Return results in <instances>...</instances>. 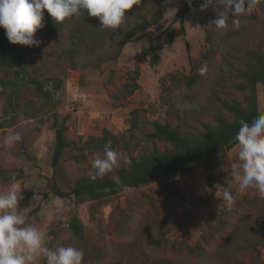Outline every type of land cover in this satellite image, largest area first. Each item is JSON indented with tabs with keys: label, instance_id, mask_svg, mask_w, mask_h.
<instances>
[{
	"label": "rangeland",
	"instance_id": "rangeland-1",
	"mask_svg": "<svg viewBox=\"0 0 264 264\" xmlns=\"http://www.w3.org/2000/svg\"><path fill=\"white\" fill-rule=\"evenodd\" d=\"M182 1L162 0V20L152 30L162 34L166 43L155 66H151L149 57L141 53L147 46L157 43L149 36L128 42L115 62L106 57L70 59L62 49L65 34L61 37L58 32L50 31L48 23L35 34L42 43L39 47H29L16 92L12 94L6 88L0 93V189L8 185L13 175L25 183L18 209L30 223L47 232L49 247L71 244L84 249L89 244L99 245L100 252H105L104 261L99 255L96 258L101 261H84V264H105L117 251L125 253L128 260L129 247L137 248L130 235L133 231L141 232L143 237L152 234L168 239L164 250H153L155 257L179 256L180 259L185 254L181 244L200 242L206 245L205 239L210 234L221 241L238 226L242 232L228 247L230 253L245 264H264V199L258 198L255 189L239 193L224 170L231 168L238 144L227 152L226 163L214 171L198 167L193 174L178 177L176 185L180 195L170 194L158 182L125 187L105 199L98 212L91 216L88 203L76 206L74 196L60 198L45 193L52 178L64 191H70L76 178L92 171L93 160L103 158V150L68 147L53 169L55 131L52 123L55 117H67L65 134L69 140L78 141V126L86 122L106 128L111 134H121L116 149L136 157L154 145L160 150L170 147L148 139L147 134L153 130L152 121L183 128L198 127L201 121H213L216 103L208 99L209 89L241 98L231 85L233 72L241 65L246 49L258 46L264 49V3L241 17L238 30L232 29L231 20L227 29L217 30L209 23L223 9L209 6L201 11L200 4L185 14L183 23H173L172 18ZM157 8L150 5L149 12ZM73 30L74 25L70 33ZM172 30V41L168 42ZM210 39L221 43V48L209 63L200 86L190 90L191 97L186 102L168 101V74H189L188 53L198 58ZM2 77L4 74L0 72ZM6 77L14 76L8 74ZM55 79L61 80L59 89L54 87ZM32 80L43 83L51 93L49 99L45 101L39 97ZM132 84L137 87L130 94L116 95L121 89L133 88ZM258 103L264 112L263 85L258 87ZM135 108L139 110V127L130 130L127 120L129 112ZM13 131L21 132L23 139L6 150L3 140ZM78 145L81 147L83 143ZM76 155L80 161L72 157ZM28 162L32 166L28 167ZM115 170L108 174L113 175ZM225 190L235 196L230 210L219 198ZM75 211L84 226L85 236L81 241L72 237L67 227ZM29 212L33 213L29 215ZM244 233L249 235V241L245 240ZM193 261V258L188 260Z\"/></svg>",
	"mask_w": 264,
	"mask_h": 264
},
{
	"label": "trees",
	"instance_id": "trees-1",
	"mask_svg": "<svg viewBox=\"0 0 264 264\" xmlns=\"http://www.w3.org/2000/svg\"><path fill=\"white\" fill-rule=\"evenodd\" d=\"M201 3L203 0H192V4L189 5L187 0H183L173 16L172 22L183 23L185 14L195 5ZM161 4L162 0H142L141 5H134L132 9L126 10V23L116 30L100 28L98 18L87 14L73 16L62 23H56L47 12L43 17L42 28L45 27V24L50 23V31L58 32L57 34L61 37L65 34L61 41L64 43L62 49L70 59L106 57L109 61L115 62L128 42L149 36L157 43L147 46L141 53L149 57L151 66H155L158 63L159 53L166 43L165 40H162V34H156L152 30L162 20ZM150 5H156L158 8L150 13ZM70 22L72 25L69 27ZM73 25L75 30L70 33ZM173 33L174 30L169 33L168 42L172 41ZM220 48L221 43L210 39L208 46L200 52L198 58H192L188 53L190 73L168 74L170 85L166 88L168 90L167 100L173 103L186 102L191 97L190 90L200 86L206 75V73L201 75L199 69L204 65L208 68ZM29 52V46L10 43L5 36V30L0 28V72L4 74V77L0 78V93L6 88H9L12 94L16 92L17 79L24 72L25 58ZM244 53L241 65L236 67L233 72L231 84L232 88L241 94V98L219 94L215 89H209L207 93L208 99L212 103H216L215 111L212 114L213 121H201L198 127L183 128L179 125L174 126L168 122L154 120L151 122L153 130L147 134L148 139L153 142H164L170 147L160 150L154 145L151 150L136 157L129 156L132 160L131 165L129 167L122 166L116 169L113 174L119 176L121 181L119 184L114 183L113 175L106 174L102 179L92 181L89 179V173L84 172L75 179L74 186L70 191H64L52 178L48 184L49 189L45 193L60 198L74 196L76 206L88 203L89 213L94 216L105 199L116 195L125 187H138L158 182L170 194L180 195L181 191L176 185L178 177L191 175L198 167L214 171L225 164L227 152L237 145L234 140L239 130L237 121L244 119L251 123L259 114H264L258 103V87L259 85L264 86V49L258 46L248 48ZM8 74H12L14 77L7 78ZM32 81L36 83L35 90L39 97L44 98L45 101L47 98L49 99L51 93L44 88L43 83ZM60 85L61 80L55 79V89H59ZM132 87L130 90L127 89L128 91L121 89L116 92V95L127 96L137 85L132 84ZM66 120V116L62 119L55 117L52 123V129L55 131L51 163L53 169L68 147L83 149L84 146H87L95 150H103L107 141H111L114 148L120 144L121 134H111L106 128L89 125L86 122L78 126V141L69 140L65 134L67 131ZM127 122L130 130L139 127L138 109L135 108L129 112ZM79 141L83 143L81 147L78 145ZM72 157L80 161L77 155ZM27 159L29 161L28 157ZM27 166L32 165L28 162ZM31 213L33 212H29V215ZM27 220L30 222L29 218ZM67 227L72 237L78 238L80 241L84 238V226L77 211L72 214ZM241 232L238 226L233 228L229 235L221 241H217L215 235L210 234L209 238L205 239L206 245L200 242L192 245L181 244L184 246L185 254L183 258L179 259V256H174V258L171 256L155 257L153 254V250H164L168 239L152 234L143 237L141 232L133 231L130 232V235L137 248L134 249L132 245L129 247L128 260L125 253L117 251L114 258L112 257L105 264H245L228 250V247L239 238ZM245 236V240L249 241V235L245 234ZM172 243L175 245L174 242ZM145 246L148 247L145 248ZM99 249V245L87 244L83 249L84 261H104L106 254L100 252ZM137 250H139L138 253ZM99 255H101V260L96 258ZM189 258H193V263L188 262Z\"/></svg>",
	"mask_w": 264,
	"mask_h": 264
},
{
	"label": "clouds",
	"instance_id": "clouds-1",
	"mask_svg": "<svg viewBox=\"0 0 264 264\" xmlns=\"http://www.w3.org/2000/svg\"><path fill=\"white\" fill-rule=\"evenodd\" d=\"M189 5L192 0H187ZM142 0H0V28L5 30L7 40L12 44L39 47L42 41L35 35L43 27L46 12L56 23H62L73 16L87 14L98 18L100 28L119 29L126 23V10L141 5ZM264 0H203L200 10L212 6L222 8L209 24L217 30L227 29L229 20L233 30H238L241 17L251 12ZM175 9V8H173ZM176 10V9H175ZM206 65L199 72L204 75ZM239 130L234 140L238 144L234 162L230 169H224L239 193L255 189L259 199H264V114H259L251 123L244 119L237 121ZM23 135L13 131L3 140V148L10 150L21 142ZM132 160L126 152L107 141L103 146V158L94 159L89 179L96 181L120 167H129ZM113 181L119 184L118 175ZM23 181L13 175L5 188L0 189V264H84L82 248L59 244L48 246L45 230L28 222L26 215L18 209L23 199ZM227 209L235 204V196L229 190L219 197Z\"/></svg>",
	"mask_w": 264,
	"mask_h": 264
}]
</instances>
